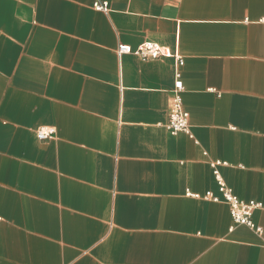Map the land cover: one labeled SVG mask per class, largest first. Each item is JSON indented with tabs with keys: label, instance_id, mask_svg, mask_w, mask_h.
Masks as SVG:
<instances>
[{
	"label": "crops",
	"instance_id": "crops-1",
	"mask_svg": "<svg viewBox=\"0 0 264 264\" xmlns=\"http://www.w3.org/2000/svg\"><path fill=\"white\" fill-rule=\"evenodd\" d=\"M148 41L176 58L117 54ZM214 162L264 206V0H0V264H264Z\"/></svg>",
	"mask_w": 264,
	"mask_h": 264
},
{
	"label": "built area",
	"instance_id": "built-area-1",
	"mask_svg": "<svg viewBox=\"0 0 264 264\" xmlns=\"http://www.w3.org/2000/svg\"><path fill=\"white\" fill-rule=\"evenodd\" d=\"M95 9L100 12H108V4L97 2L95 4ZM117 54L119 56L131 55L139 58L142 61H150V60H161V59H171L176 58V55L173 51L164 47L158 43L154 42H144L140 44L138 47L133 48L130 45L120 44L117 48ZM178 65L183 66V61L181 58L177 57ZM176 87L173 92V100L171 106V112L169 116V121L165 126V129L171 135L178 134H186L191 136L190 131V115L184 109L182 93L184 91L183 84L180 80L181 74L179 72L176 73ZM56 130L54 128L42 127L37 130V138L40 141H47L54 139L56 136ZM226 165L222 162H214L212 163V170L214 176L217 180L219 192L222 195V200L228 204L230 209L231 219L236 226H245L255 231L258 234H262L261 228H258L253 222V214L257 210L264 209L263 204L257 203L255 201L244 202L238 196H236L231 188H229L225 182L223 181L219 166ZM196 198H200V196H195ZM205 200L212 201L218 203L221 201V198L214 196L213 194H208L204 196ZM1 221V219H0ZM233 230V228H231Z\"/></svg>",
	"mask_w": 264,
	"mask_h": 264
}]
</instances>
